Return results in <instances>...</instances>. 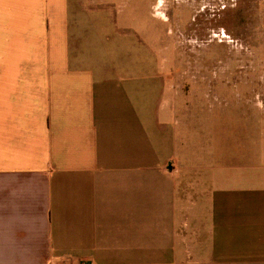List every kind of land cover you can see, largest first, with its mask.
Instances as JSON below:
<instances>
[{
	"label": "crops",
	"instance_id": "obj_1",
	"mask_svg": "<svg viewBox=\"0 0 264 264\" xmlns=\"http://www.w3.org/2000/svg\"><path fill=\"white\" fill-rule=\"evenodd\" d=\"M114 1L0 0V264H264V122Z\"/></svg>",
	"mask_w": 264,
	"mask_h": 264
},
{
	"label": "rangeland",
	"instance_id": "obj_2",
	"mask_svg": "<svg viewBox=\"0 0 264 264\" xmlns=\"http://www.w3.org/2000/svg\"><path fill=\"white\" fill-rule=\"evenodd\" d=\"M112 7L123 13H163V18L150 15L163 47L161 58L177 61L172 69L178 78L187 73L184 88L197 89L203 81L222 92L221 109L233 113L229 91L236 113L264 122V0H116Z\"/></svg>",
	"mask_w": 264,
	"mask_h": 264
}]
</instances>
